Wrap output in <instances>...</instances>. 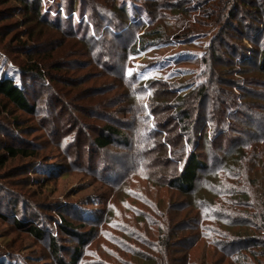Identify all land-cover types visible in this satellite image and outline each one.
<instances>
[{"label": "rangeland", "instance_id": "374dc122", "mask_svg": "<svg viewBox=\"0 0 264 264\" xmlns=\"http://www.w3.org/2000/svg\"><path fill=\"white\" fill-rule=\"evenodd\" d=\"M61 1L40 0L38 10L21 0H0V76L21 85L35 106L30 113L0 95V264H71L81 241L76 264H146L144 258L149 264H238L233 262L238 256L264 264V255L236 245L252 227L207 219L209 210L200 207L201 200L224 202L213 186L224 180L218 171L202 170L194 191L182 194L168 186L169 159L152 150L146 154L152 165L124 174L137 150L130 119L155 102L158 118L171 115L164 122L169 135L178 133L184 125L174 114L178 93L206 83L210 70L213 94L193 104L192 111L211 113L216 90L232 91L235 99L228 96L220 106L227 109L223 135L211 144L202 138L199 153L210 164L213 151L223 158L238 149L237 138L255 143L248 133L264 128V71L259 68L264 16H256L253 4L264 9V0H201L193 15L209 7L213 16L200 18L204 23L195 26L190 40L170 39L144 51L137 40L151 19L174 31L179 12L163 4L156 9L162 18L149 15L145 0ZM121 14L125 22L117 31ZM206 21L214 25L207 27ZM213 47L218 61L211 58ZM30 63L42 76L23 70ZM155 81L154 94L148 85ZM234 100L244 105L246 116L235 115ZM106 114L127 118L132 127H123L127 141L117 138L97 149L93 139L111 118ZM8 145L25 147L31 155L9 157L3 164ZM106 159L120 175L102 168ZM257 200L252 201L260 207ZM197 217L203 230L194 226ZM22 218L29 225L15 222ZM61 220L76 228L66 233ZM30 223L43 234L32 232ZM159 231L171 244L162 257L167 260L154 263L160 257L153 249Z\"/></svg>", "mask_w": 264, "mask_h": 264}, {"label": "trees", "instance_id": "16d2710c", "mask_svg": "<svg viewBox=\"0 0 264 264\" xmlns=\"http://www.w3.org/2000/svg\"><path fill=\"white\" fill-rule=\"evenodd\" d=\"M21 1L40 10V0ZM145 1L148 3L146 5L145 11L149 15L151 14L152 16L162 18V13L159 10H156L158 8L157 6H160L161 8L164 6H170V9L179 12V15H177L178 17H174L177 19L174 27L172 26L174 31L170 30L171 27H167L165 21V23L163 22L158 24L157 22L153 21V19H151L152 23L143 31L137 40L139 49L142 51L151 46L162 44L166 41H169L170 39L188 41L191 39L192 35L195 34V26H197V24L200 25L201 22L204 23V21L200 20V18H211L213 16L212 10H210L209 7L208 9L204 8L200 11L198 10L199 15H193L194 13L192 12L197 11V8L200 6V2H202L201 0H174V2L172 0H166L164 3L161 2L162 4L152 3L154 0ZM220 1L223 2L224 0ZM243 1L247 2L246 0ZM63 2L64 1L62 0L61 3L63 4ZM188 2H192V4H189ZM163 4L164 6H161ZM253 5H255L256 16L258 18L263 17L264 9L260 8V5L257 3ZM164 15L166 14L164 13ZM117 18L118 19L116 20H118V28L116 30L118 31L120 29L119 26L125 22V18L122 14ZM206 25L207 27H212L214 23L208 22ZM212 49L213 50L210 54L211 58L214 61H218L219 57L217 48L213 47ZM133 50L136 52V47H133ZM259 68L264 71V46L260 52ZM39 69V66L35 63H30L23 68L25 72L36 71L37 75L42 76V74L39 72ZM212 82L213 72L210 70L209 78H207L206 83L192 89V91H187L188 93H186V91L183 93H178L179 100L176 101L177 104L174 103L176 104L175 108L178 107V109H176L178 111L174 114L177 119L182 116V121L178 119V123L184 125L183 127H179V132L176 134L174 133V135H169V132L165 129L166 124L164 123L171 121V115L167 117L163 116L162 119L158 118L157 112L154 108L155 102L153 104L151 103V105L149 104V106L147 105V107L143 105L145 114L141 115L142 117L140 116V113H138L136 117L131 119L129 118L130 120H133L132 126L135 129L134 148L137 150L134 155L133 163L128 166L126 173L124 172V174H127L128 176L129 173H134L135 171L138 173L142 167L146 168L148 165H152V161L147 162L149 158H147L146 155L152 150H157L158 155H164L169 159L173 166L171 170L173 176H168V186L176 188L182 194H189L194 191L199 174L202 170L209 169L210 171H215L216 173L218 171L224 177V180L219 181V183L215 185L213 184V186L216 187L217 192L219 191V193L223 195L222 199L227 203V206H220L219 204L222 202H218V200H209V202L201 200L199 202L200 207L209 210L207 212L206 218L218 221L219 217L227 220V222H231L232 224H241L242 221H244L242 224H247L249 228H253L251 232L248 231V233L252 234H246L244 238L238 240L236 245L242 246V248L246 251L253 250V255H256L257 253L264 255V128L260 127V130L257 133H248L250 135H248L249 139L255 142L252 145H250L251 143L248 145V141H245L244 144L242 141H240L241 138H237L235 143L239 144L238 149L233 151L228 150L226 153L227 156L225 155V157H227L226 159L225 157L220 158L217 154H214L213 151L212 154H210L211 156L209 160L211 163L209 164V162L206 161L198 151L201 146L200 140L204 138L208 143L211 144L216 142V138H218V136L220 137V135H223V129L221 125L225 123L222 115L225 113V111H227V109L221 108L220 106L225 104L226 98L228 96H233L235 99V95H233L234 93L232 91L216 90L215 95L213 96L214 99L212 100L213 109L211 110V113L205 112L203 110L199 111V109H195L194 113L192 111L193 104L198 106L207 100L211 94H213L212 91L214 89L212 88ZM154 84H156V81L152 84L149 83L148 88L150 91H152L153 88L155 94V92L158 93V91L155 89ZM177 92L174 91L170 94L175 95ZM0 95L4 96L10 103L21 110L30 113L35 111V106L29 102L24 88H22L21 85L16 84L15 81L9 77L0 76ZM162 95L163 97H167L164 92ZM190 98L193 99L189 100ZM235 101L236 100L233 101L235 109L232 111L235 112L236 116H246V112L242 110L244 105L242 103L237 104ZM146 111L148 113H146ZM228 111L231 112L229 109ZM105 116L106 118H109V116L111 117L110 114L108 116L106 114ZM166 118H169V121ZM234 121L241 123L239 120ZM129 123L130 121L127 120V118H109L108 123H105L99 127L97 135L93 139L94 146L97 149H104L111 145L117 138H122L127 141L128 138L126 136V131L123 130V127H132L131 125L129 126ZM241 142L242 144L240 145ZM4 150L6 155H2L1 163L3 164L6 163L9 157H16L19 155L29 156V154L31 155V153H29L28 149L25 147H15L8 145ZM157 158H159V156ZM103 163L104 164L102 168L110 172L111 175H120L116 168L117 166L114 163L107 161V159L104 160ZM253 197H256V199L262 201L260 207H258L257 204L253 202ZM224 202L222 204H224ZM248 208L253 209V211H248ZM200 221L202 220H199L198 217L195 218L194 226H200L202 224ZM15 222L19 226L29 225L27 224L28 220L24 219H16ZM30 224V230L32 232L38 236L43 234V230L40 227L32 226V223ZM60 225L64 228L66 233H70V230H74L76 228L63 220H61ZM201 227L203 230L205 226L201 225ZM159 233L161 234L160 236L158 234V241L154 244L153 249L158 254H160V257L157 255V257H155L156 259L154 263L158 260L161 262L162 257L166 255V247L168 248L171 244V238L166 235L167 233L163 235L161 231H159ZM52 242L54 250H57L58 247L56 246L54 237L52 238ZM84 244L85 242L81 241L79 247L76 248V253L70 260L71 264H76L78 255L81 252ZM251 245L255 248L262 246V248L256 251V249L250 248ZM241 257L244 258V256H238L233 262H237L238 264L250 263L249 261L245 260L246 258L243 259ZM146 259L147 258H144L146 264H149ZM162 260L165 262L167 259L165 257V259Z\"/></svg>", "mask_w": 264, "mask_h": 264}, {"label": "snow or ice", "instance_id": "6c2138e0", "mask_svg": "<svg viewBox=\"0 0 264 264\" xmlns=\"http://www.w3.org/2000/svg\"><path fill=\"white\" fill-rule=\"evenodd\" d=\"M132 74H133L132 70H129L128 75L131 76ZM142 78H146V77H142Z\"/></svg>", "mask_w": 264, "mask_h": 264}]
</instances>
